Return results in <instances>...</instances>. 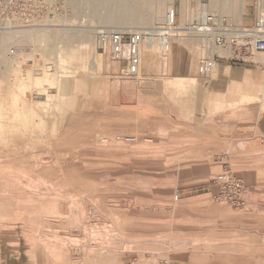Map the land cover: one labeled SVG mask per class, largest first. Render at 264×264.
Masks as SVG:
<instances>
[{"label": "rangeland", "instance_id": "obj_1", "mask_svg": "<svg viewBox=\"0 0 264 264\" xmlns=\"http://www.w3.org/2000/svg\"><path fill=\"white\" fill-rule=\"evenodd\" d=\"M172 1L142 0L137 15L127 0H46L37 26L0 34V264H264L262 55L247 67L257 84L219 106L145 74L165 71L172 51L198 69L196 34L174 35L168 53L141 44L139 85L96 48L103 28L160 27ZM205 2L219 20L252 24L256 0ZM175 6L189 32L192 2ZM33 72L47 79L29 86ZM17 91L25 117L10 115ZM225 112L227 144H215L209 126Z\"/></svg>", "mask_w": 264, "mask_h": 264}, {"label": "built area", "instance_id": "obj_2", "mask_svg": "<svg viewBox=\"0 0 264 264\" xmlns=\"http://www.w3.org/2000/svg\"><path fill=\"white\" fill-rule=\"evenodd\" d=\"M183 1L188 0H178L180 5ZM189 1L192 2L191 13H195L196 17L194 22L189 19L184 28H190L202 42L204 54L198 61L199 74L208 76L212 67L222 61L253 67L257 64L256 55H262L264 58V0H256L251 4L254 20L250 25L228 23L217 19L208 11L206 0ZM175 5L176 0H173L160 27L156 29L128 32L119 29L97 31L96 48L103 52L107 51L112 62L123 64L121 75L134 85H139L141 44L152 46L156 43L161 53L170 51L171 42L175 38L174 31L178 27L176 15L178 8ZM47 13L46 0H0V32L19 27H35L37 18L45 17ZM125 141L130 143L133 139L126 138ZM218 181L225 183L227 178L223 175L218 177ZM234 187L243 186L236 184Z\"/></svg>", "mask_w": 264, "mask_h": 264}, {"label": "crops", "instance_id": "obj_3", "mask_svg": "<svg viewBox=\"0 0 264 264\" xmlns=\"http://www.w3.org/2000/svg\"><path fill=\"white\" fill-rule=\"evenodd\" d=\"M244 14V8L242 11V15ZM245 14L252 18V22L254 20V14H251L248 9H245ZM171 50V49H170ZM176 54H173V51L168 55L167 58V66L165 68V71L158 72L156 74H150L145 72L146 77L151 75L150 78L158 79V80H175L178 82H182L184 85H188L189 89L193 90L199 98L203 96H207L209 100L212 99V97L216 98V104L219 106H222L223 104L227 105V97L228 93L231 90H238L243 88V86L251 85L255 86L257 84V77L254 75V71L250 68H247L242 65H235L231 64L227 61H222L221 65H219L217 71L214 73V77L203 76L199 74L198 69L196 66H193V68L187 69L185 66H183V59L180 57L179 59H174ZM151 56L146 57V60H150ZM264 60V59H262ZM151 61L156 63V57L154 56L153 59L151 58ZM226 65V66H225ZM10 66V65H9ZM112 66V65H111ZM114 68H118L121 70L123 68V64L121 63H115L114 62ZM9 68H12L11 66ZM30 83L29 86L34 85H41L43 80L47 79V76H45L44 73H35L33 72L28 77ZM191 81H194L195 83H191ZM28 86V87H29ZM264 87V83L262 85ZM169 95V90L162 93V96ZM219 97V99H218ZM50 101H53V98L48 97ZM218 102V103H217ZM37 105H41L44 102L35 101ZM7 104L11 106L10 109V115L14 118H20L25 117L27 113H25V110H20L18 107L20 105L26 104L25 100L23 99V93L20 91L14 92L11 94V97L8 99ZM165 107L162 109L163 111H169L174 110L173 108L169 109L170 104L164 100ZM164 106V105H163ZM200 105H195V111H199ZM183 110H189L187 108H184ZM190 110H192L190 108ZM221 119L219 125L215 126H209V128H214L212 131L207 133V135L214 137L213 141L215 144L219 143L220 145H226L227 144V122H226V112L223 116L221 114ZM223 117V118H222ZM221 147V146H220ZM200 158H208L213 159L215 156L209 155V156H201ZM177 198V197H176Z\"/></svg>", "mask_w": 264, "mask_h": 264}, {"label": "bare ground", "instance_id": "obj_4", "mask_svg": "<svg viewBox=\"0 0 264 264\" xmlns=\"http://www.w3.org/2000/svg\"><path fill=\"white\" fill-rule=\"evenodd\" d=\"M72 1V0H71ZM74 1V0H73ZM78 2V1H77ZM141 2H142V0H127V5L125 6V8H127V10L129 11V13L130 14H137V15H141V14H144V13H142V9L140 8V6L139 5H141ZM154 2V1H153ZM121 3V2H120ZM117 5V4H116ZM207 9H208V11H210V12H212L211 10H210V7H209V5H207ZM147 15V14H146ZM144 19H148L149 21H151L152 19H154V15L153 16H151V17H143ZM156 18V17H155ZM125 19V18H124ZM106 21V20H105ZM89 28V27H88ZM187 28V27H186ZM185 28V29H186ZM18 29H20V27L18 28ZM103 29H110V28H103ZM180 28H176V30L174 31V35L175 36H177V35H180V34H189V33H192L191 31V29L190 28H188L187 30L189 31V32H182V31H180L179 30ZM16 30V29H15ZM102 30V29H101ZM13 31L14 30H11V31H6V32H0V34H7V33H13ZM14 32H16V31H14ZM26 34V33H25ZM34 34V33H33ZM193 34V33H192ZM2 37H4V36H2ZM6 39V38H5ZM4 41V40H3Z\"/></svg>", "mask_w": 264, "mask_h": 264}]
</instances>
